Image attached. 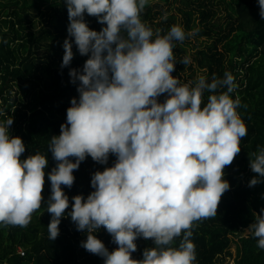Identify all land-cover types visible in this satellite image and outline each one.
Instances as JSON below:
<instances>
[{
  "label": "clouds",
  "instance_id": "1",
  "mask_svg": "<svg viewBox=\"0 0 264 264\" xmlns=\"http://www.w3.org/2000/svg\"><path fill=\"white\" fill-rule=\"evenodd\" d=\"M149 2L64 0L68 23L61 67L70 64L73 43L79 54H88L82 66L68 69L78 95L70 98L59 133L49 137L56 163L47 172L46 199L47 154L22 158L24 141L10 134L13 117L0 119V224L27 225L43 201L51 213L48 238L55 239L61 217L68 215L85 232L80 244L102 256L103 264H193V221L217 214L230 186L225 166L239 152L247 126L237 110L239 95H231L238 87L232 72L188 82L173 74L174 42L183 41L186 32L179 23L164 32L146 24L141 12ZM258 5L264 20V0ZM85 13L101 23L99 30L89 26ZM190 61L187 55L180 60ZM110 153L112 164L92 172V190L72 195L66 213L69 197L62 185L71 187L73 170L86 155L105 164ZM249 157L258 174L248 180L251 186L264 176V145ZM101 226L115 248L109 250L96 235ZM245 230L264 249V207ZM137 237L152 241L141 258L131 255Z\"/></svg>",
  "mask_w": 264,
  "mask_h": 264
},
{
  "label": "trees",
  "instance_id": "2",
  "mask_svg": "<svg viewBox=\"0 0 264 264\" xmlns=\"http://www.w3.org/2000/svg\"><path fill=\"white\" fill-rule=\"evenodd\" d=\"M178 1L180 16L173 12L164 15L157 1L145 5L141 18L162 32L173 23L181 24V20L186 33L199 25L198 35H206L211 41L193 57L205 70L206 78L210 79L212 73L222 76L225 69L232 72L238 87L231 95L233 98L239 95L237 110L247 126L246 135L240 139L239 152L225 166V178L230 186L220 197L217 214L193 221L190 237L195 245L193 264H220L227 254H232V243L236 245L234 264H264V249L256 245L257 238L249 232L240 233L264 207V176L260 182L248 184L253 175H258L249 167V152L258 144L264 145V20L259 15L258 0H221L231 5L226 9L225 24L216 18L214 0ZM85 19L92 28L99 30L102 26L95 16L85 13ZM67 23L64 0H0V119L13 117L10 134L22 137L25 143L22 158L35 151L47 154L42 188L45 199L50 191L47 172L56 163L48 152L49 137L59 133L70 98L78 95L68 69L82 66L88 55L79 54L73 43L72 60L61 67ZM175 50L178 55L173 57V74L181 82L194 81L195 77L182 79L179 73L186 66L180 62L186 55L181 41L174 42ZM164 96L162 93L158 99L163 100ZM114 159L110 153L108 161L100 164L86 155L73 170L71 187L62 185L69 197L66 213L71 207L72 195L86 196L92 190V172L111 165ZM50 216L42 201L27 225L0 224V264H103L102 256L80 244L86 238L85 232L78 230L68 215L61 217L59 233L50 240L47 232ZM96 235L109 250L117 246L103 226ZM179 239L176 237L173 244ZM136 243L137 248L131 255L141 258L143 248L152 241L137 237Z\"/></svg>",
  "mask_w": 264,
  "mask_h": 264
},
{
  "label": "rangeland",
  "instance_id": "3",
  "mask_svg": "<svg viewBox=\"0 0 264 264\" xmlns=\"http://www.w3.org/2000/svg\"><path fill=\"white\" fill-rule=\"evenodd\" d=\"M160 2V6L159 8H162L164 15L168 14V13H177L179 15V12L177 10V5L179 4L178 0H170L168 2L164 1V0H150V2L155 3V2ZM216 2L215 4V8H216V18L219 19L220 22H222L223 24L226 23L227 20V7L231 8L230 4H226L225 2L221 1V0H214ZM232 10V9H230ZM180 16V15H179ZM161 18V16L159 17V19ZM199 19H197L198 21ZM181 25H184L183 20H181ZM199 28V25H197L195 28H191L188 30L187 33H189L190 31L192 32L191 35H187L185 36V39L183 41H181L183 43L184 46V54H186L187 56H190L191 61L189 64H187L185 66V68L180 71V76L182 79H188V80H192L193 77H197L198 75H204L206 72L204 69L200 68L198 66V63L195 61L193 55L195 54V52L199 49V48H205L206 45L208 44V42L211 41V39L208 38V36L206 35H198L197 29ZM195 30V31H192ZM183 54V53H182ZM177 51L175 50L173 52V57L177 58ZM193 69V70H192ZM246 227L242 228L240 233L244 234L247 231L245 230ZM230 249L232 251L231 255H228L225 257V259L223 261H221L220 264H234V256L236 253V245L235 243H232L230 246Z\"/></svg>",
  "mask_w": 264,
  "mask_h": 264
},
{
  "label": "built area",
  "instance_id": "4",
  "mask_svg": "<svg viewBox=\"0 0 264 264\" xmlns=\"http://www.w3.org/2000/svg\"><path fill=\"white\" fill-rule=\"evenodd\" d=\"M20 253H24V251L22 249H19Z\"/></svg>",
  "mask_w": 264,
  "mask_h": 264
}]
</instances>
